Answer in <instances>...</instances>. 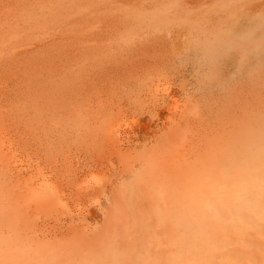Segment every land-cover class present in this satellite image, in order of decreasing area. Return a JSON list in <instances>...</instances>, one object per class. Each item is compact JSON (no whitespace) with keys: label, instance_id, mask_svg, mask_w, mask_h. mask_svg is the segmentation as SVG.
<instances>
[{"label":"rangeland","instance_id":"1","mask_svg":"<svg viewBox=\"0 0 264 264\" xmlns=\"http://www.w3.org/2000/svg\"><path fill=\"white\" fill-rule=\"evenodd\" d=\"M216 47L218 53L213 52ZM163 87L175 95L174 100L178 102L176 106L180 107L181 113L164 110L166 114L163 112L162 120H159L155 109L157 106L161 108L159 95ZM124 122L129 131L123 127ZM139 125L150 129L148 132L145 129L144 138L139 134ZM120 130L122 135L118 133ZM129 145L133 148L127 151ZM184 146L191 153L195 152L192 150L196 147V151L200 152H195L197 155H191V158L188 156L190 151L184 150ZM263 147L264 0H0V264H49L52 260L55 264H72V261L74 264H79V261L84 263L85 259L88 261L104 253L100 250L104 249V245L111 250L112 242L105 237V231H108L114 219L113 213L116 215L118 210L119 214L128 216L130 222L135 220L134 229L139 237L142 236L139 233L143 231L139 226L150 227L152 221L146 216L140 222L137 213H150L148 195L153 199L155 191L147 190L149 186L145 187V184L135 183L134 186L133 173L127 171L128 164H131L127 162L134 161L136 158L133 157L153 155L151 158L156 166L162 169L163 165L172 172L170 164L177 167L181 160L177 153L181 155L182 150L188 151L182 156L189 160L179 161L182 163L176 169V175L183 176H180L182 180L176 178L180 198L184 200L187 192L198 191L199 179L208 174V181H211V176L218 174L223 167L232 169L234 166L230 165L236 164L233 161L235 158L237 162L248 163L250 160H246L252 154L253 158L255 153L262 155ZM171 150L178 151L174 153L178 161ZM258 150H261V154ZM135 153L138 156H134ZM157 154L169 155L167 160L170 162L172 158L173 163L165 167L167 157L164 156L163 160ZM204 154H212V160L209 158L207 162L208 157L206 160ZM125 155L129 161L125 160ZM121 156H124L123 160ZM200 156L203 163L202 167L197 163L198 169L201 167L198 170L193 163L197 159L196 162H202L198 158ZM261 157L256 158L259 162L255 159L259 164L264 163ZM183 160L189 162L187 165L188 162L185 163V169L194 165L192 170L187 168L190 172L182 169ZM228 160H231L230 165L225 163ZM160 161H163L162 165ZM221 162L225 165L221 166ZM26 165L32 166L25 171ZM226 165L230 168L227 169ZM213 166H217L216 169L214 167L215 171L211 170ZM17 168H21L24 174L17 176ZM31 169L33 174L30 173ZM109 173L110 176L114 173V178L108 177ZM159 173L166 176L163 172ZM191 173L192 177L189 176ZM29 174L39 181L32 182ZM97 174H104V178L102 175L100 178L106 179L108 185L117 184L114 209L108 207L107 192L101 195L100 201L97 193L86 190L90 183L89 187L95 186L94 182L99 180ZM88 177L90 180L86 179ZM42 178L50 180L48 185L55 187H50L51 193L48 189L46 191L49 199L53 197V202L52 199L48 201V197L46 201L43 200L44 193L36 190V183ZM27 179L31 180L30 186ZM184 180L188 191L185 190ZM58 187L61 193H56ZM180 187H185L186 192ZM200 190L202 192L203 189ZM55 193L60 196L54 197ZM260 196L256 200L261 206L254 213L249 212L243 223L248 228L242 224L239 226V232H245L241 230L244 226L249 233L247 235L250 237L243 234L248 239H242L243 235L231 227H227V232L233 230L232 234H227L224 231L226 227L219 230V226H209L215 232L219 230V234L225 232L231 235L228 238L223 234L226 242L221 239L223 235L219 236L218 233L213 237L215 233L211 235L212 229L211 237L202 235L216 242L223 241L221 246L227 244L228 240L233 241V248L229 247L231 243L224 245L228 251L216 243L221 247L220 251L226 250L229 254L230 257L226 259L228 264H246L248 261L249 264H264V200ZM60 197L65 201L68 199V202L64 201L67 207H74L69 209L76 210L73 215L81 211L83 215L87 214L85 210L88 206L91 213L95 212L94 222L87 223L88 232L81 231V222H72L69 216L62 215L67 209H56L54 199ZM106 200L105 204L103 201ZM49 202L56 206L52 208ZM136 208L138 211L135 212ZM58 209L60 216L56 212ZM251 214L252 218H249ZM131 217L133 220H130ZM183 229L180 235L187 242L189 234ZM218 236L221 241H218ZM235 238L240 240L238 244ZM247 240L250 243L246 244ZM93 242L95 246H89ZM244 244L250 245L248 248L252 252L243 248L248 250L240 254ZM110 250L105 254L111 253ZM37 254L41 255L38 257ZM57 254L65 257L59 260ZM85 254L92 258H84ZM4 256L7 257L4 259ZM74 256H77L75 260ZM97 257L100 260L101 256ZM230 258L242 259L246 263L237 259L234 262Z\"/></svg>","mask_w":264,"mask_h":264},{"label":"bare ground","instance_id":"2","mask_svg":"<svg viewBox=\"0 0 264 264\" xmlns=\"http://www.w3.org/2000/svg\"><path fill=\"white\" fill-rule=\"evenodd\" d=\"M241 36V35H240ZM218 47H216L215 48V50L213 51V52H215V53H218V49H217ZM167 84V83H166ZM160 87V86H159ZM174 95V94H173ZM172 95V92L171 91H169V89L168 88H165V87H163L161 90H160V97H161V104L159 105V106H161V108L160 109H158L157 107H156V109H155V114H156V116H157V118H159V120L163 117V115H164V110H166L167 112H173L174 114H175V112H176V114H178L179 112L181 113V111H179V109H178V107L179 106H176V102L177 101H175L174 100V96ZM177 104H178V102H177ZM180 108V107H179ZM178 109V110H177ZM151 111H153V110H151ZM164 112V113H163ZM178 112V113H177ZM185 112H187V111H185ZM173 113H171V114H173ZM163 114V115H162ZM166 114V113H165ZM170 114V115H171ZM173 114V115H174ZM166 116V115H165ZM177 116V115H176ZM175 116V117H176ZM184 117V116H183ZM179 119V118H178ZM158 120V121H159ZM162 120V119H161ZM180 120V119H179ZM126 121H128V120H126ZM125 121V122H126ZM130 121V120H129ZM122 122H123V119H122ZM124 122V123H125ZM123 123V127L124 128H126V130H128L127 129V127H125L124 125H127L129 122H126L125 124ZM131 123V122H130ZM122 124V123H121ZM120 124V125H121ZM132 125H133V123H131ZM130 124V125H131ZM178 124V123H177ZM176 124V125H177ZM129 125V126H130ZM138 125V124H137ZM136 125V126H137ZM142 125V124H141ZM134 126V125H133ZM140 126V125H139ZM178 126V125H177ZM121 127H122V125H121ZM122 127V128H123ZM141 127V126H140ZM143 127V126H142ZM140 128V131H139V134H141L142 135V137H143V135H145V129L144 128ZM121 128V129H122ZM131 128V127H130ZM172 128H173V126H172ZM120 129V128H119ZM131 129H133V128H131ZM125 130V131H126ZM147 130V129H146ZM150 130V129H149ZM149 130H147V132L149 131ZM118 131V130H117ZM117 131L115 132V133H117ZM123 131H124V129H123ZM129 131V130H128ZM193 131V130H192ZM146 132V133H147ZM115 133H114V135H115ZM118 133H120L119 135H122V133H121V130L118 132ZM124 133V132H123ZM189 133V132H188ZM188 133H186V134H188ZM194 133V132H193ZM138 134V133H137ZM180 134V133H179ZM189 135V134H188ZM187 135V136H188ZM194 135H195V133H194ZM123 136H124V134H123ZM123 136H120V137H123ZM126 136V135H125ZM124 136V137H125ZM186 136V135H185ZM190 136V135H189ZM112 137V136H111ZM119 137V136H118ZM117 137V138H118ZM133 137V136H132ZM190 137H193V135L192 136H190ZM195 137V136H194ZM193 137V138H194ZM144 138V137H143ZM180 138V137H179ZM185 138V137H184ZM121 139V138H120ZM124 138H122V140H123ZM126 139V138H125ZM189 139V138H188ZM191 139V138H190ZM118 140V139H117ZM196 140H197V138H196ZM199 140V139H198ZM120 141V140H119ZM184 141H185V139H184ZM189 141V140H188ZM125 142V141H124ZM124 142H122L123 144H124ZM128 144H129V141H126ZM186 142H187V140H186ZM185 142V143H186ZM184 143V144H185ZM199 143H200V141H199ZM191 144V143H190ZM190 144H188V145H190ZM122 145V144H121ZM193 145V144H192ZM192 145H190V146H192ZM126 146V145H125ZM147 146V145H146ZM185 146H187V145H185ZM185 146L183 147L184 148V150H188V149H190L189 147L190 146H187L186 148H188V149H185ZM194 146V145H193ZM196 146V145H195ZM117 147V146H116ZM182 147V146H181ZM180 147V148H181ZM200 147H201V145H200ZM200 147H198L199 149H201ZM121 147H119V149H120ZM131 148H133V146L132 145H129V146H127V151L129 150V149H131ZM137 148V147H136ZM145 148V147H144ZM193 148V147H192ZM196 149H197V147L195 148V149H193L192 151H194L195 150V152H197L196 151ZM203 150H204V148H202ZM262 150H263V152H262V157L259 155V154H256L255 153V155H254V158H253V154H252V156H250L251 158H249V159H247L246 161H249L248 163H246V162H241V163H244V165H242L241 163H240V161L239 162H237V159L235 158V159H233V161L234 162H236V164H234L233 162V165L230 163L231 162V160L229 161L228 160V163L227 162H225L227 165H230V167L231 166H234L232 169H229L230 167L229 166H227V169H229V170H226L224 167V169L222 168H219V169H221V171H220V173H219V171L217 172V170H216V172L218 173V174H215L214 176H211L212 177V180L211 181H208V179H209V177L210 176H208V174H207V177L206 176H204L201 180L199 179H196V180H198V181H200V186H199V189H198V187L196 188L198 191H196V192H194L195 191V189L193 190V191H191V192H189L190 194H188V192H187V194L186 193H183V194H186L185 196H184V200H181V198H180V195H179V192H178V183H177V178L176 177H179V178H181V180L183 179L182 177V175H180V176H182V177H180V176H178L179 174H177L176 175V171H178V170H176V169H178V166H179V164L180 163H182V162H179V161H182V159H187V158H185V157H183L184 156V152L186 153H189L188 151H190V154H188V156L190 155H194L195 154V152L192 154L191 153V150H188V151H184L183 152V150L181 151L182 152V154H183V156H182V154L181 155H179L177 152L178 151H180V149H178V151L177 152H173L172 150V153L174 154V153H177V155H178V157L179 156H181V160H179L178 158H177V155H176V157H175V154H174V158H175V160H179L178 161V163L179 164H177L178 166L177 167H175L176 166V164H174V166H173V164L171 165L170 164V166H171V168H172V172L171 171H169L168 170V168H164V166L162 165V163H163V161H160V163H161V165H162V169H161V167L159 168L158 166H156V164H155V162H154V160H152L153 158H151V157H153V155H151V156H148L147 155V153H146V155L147 156H142V157H133V159L134 158H136V159H134V161H131V162H127V163H131V164H128V165H130V166H127V163L125 164V162L123 163L124 165H126L128 168H129V170H127V171H130L131 173H133V176L131 177L133 180H132V182L134 181V186H135V183H137V184H145V187H146V185H148L149 186V189H148V187H146L147 188V190H150L151 191V189L152 190H154L155 192H154V194L155 195H153L154 197H153V199H151L152 198V196H150V195H148L147 196V198H149V200H150V208H151V210H150V213H149V211H148V214L147 215H144L145 214V212H143L142 214H140V213H137V215H138V218H140L141 220H140V222L142 221V218H145L146 216H148V218L152 221V224H151V226L150 227H147V226H144L143 224H141V225H143V226H139L140 228L139 229H141L142 231H143V233L142 232H140L139 234H142V236H138V234L136 233V231H135V227H136V224H135V220L134 221H132V222H130L129 221V218H128V216L126 217V215H123L122 213H120L119 214V210L117 211V214L115 215V212L113 213V220H112V223H111V225H110V227H109V229H108V231H105V237H107V238H109L110 240H111V250H110V248L109 247H107L106 245H104L105 247H103L104 249H100V250H102V251H104V253L103 252H101L100 253V255L98 254V255H96V257H94V258H92L91 257V255H88L89 257H91L92 259H88L89 257H86V254L85 255H83L84 256V258L86 257L87 259H88V261H86V259L84 260L85 262L83 263L82 261H79V264H80V262L81 263H83V264H215L216 262L218 263V264H228L227 263V261H226V259H228L230 256H229V254L227 253V251H228V249L226 248V246H225V248H224V245H227L228 246V244L229 243H231V244H229V247H232L233 245H232V243H233V241L232 242H229V240H228V238H229V236H231V235H227V234H232V231L234 230V229H237V232H239V230H240V228H239V226L241 227L242 225H244L243 223L247 220V215H249V212H253L254 213V210H256V209H259L258 207L259 206H261V205H259L258 206V201L256 200L257 199V196L258 195H261L260 197H261V199L262 200H264L263 199V197H264V195H262V194H264V165L262 166V164H264L262 161L263 160H261V162H262V164H259L258 162V160L259 159H256V158H263L264 159V147L263 148H261ZM121 150H119V154H121V152H120ZM207 151V150H206ZM205 151V152H206ZM210 152L212 151V150H209ZM261 151V150H260ZM259 150H258V152L261 154V152H260ZM200 151H198V153H199ZM208 152V151H207ZM210 152H208V153H210ZM213 152V151H212ZM211 152V153H212ZM134 153V152H133ZM132 153V154H133ZM151 153V152H150ZM186 153V154H187ZM207 153V154H208ZM124 154V153H123ZM126 154V153H125ZM131 154V155H132ZM136 154V153H135ZM134 154V156H138L137 154L135 155ZM154 154V153H153ZM168 154V153H167ZM172 154V155H173ZM206 154V155H207ZM140 155V154H139ZM158 155V154H157ZM169 155H170V151H169ZM169 155H168V157L166 156V154L165 155H158V157L159 158H163L164 156H166L167 158L165 159V161H167V163L164 161V165H165V167H167V166H169L168 164L169 163H171L173 160H172V156L170 157L171 158V161L169 162L167 159H169ZM195 155H197V153L195 154ZM199 155H201V154H199ZM205 154H204V158L206 159V157H208V160H207V162L209 161V158H210V156H212V154L210 155V156H206ZM126 156L127 155H125V160L127 159L126 158ZM161 156V157H160ZM187 156V155H186ZM258 156H260V157H258ZM122 158H120V159H122L123 160V157L124 156H121ZM130 157V156H129ZM155 157V156H154ZM183 157V158H182ZM130 158H132V157H130ZM129 158V159H130ZM161 158V159H162ZM165 158V157H164ZM164 158H163V160H164ZM177 158V159H176ZM180 158V157H179ZM191 158H192V156H191ZM195 158H197V156L196 157H194V159ZM199 158V160L200 161H202L200 158H201V156L200 157H198ZM203 158V159H204ZM213 158V157H212ZM133 159H130V160H133ZM194 159H192V161L194 160ZM258 161V162H256V160ZM128 160V159H127ZM155 160H156V157H155ZM159 160V159H158ZM184 160H183V167L184 168H182V169H184V170H186V172H190V171H188L187 170V168H190L191 170H192V166H194L193 164H195V167L197 166V169H198V165H200L201 166V163H203V161L202 162H196L197 160H195L194 161V163L192 164V165H190L189 167H187L186 169H185V166L187 165V164H189V162L188 161H185L184 162ZM187 160H189V158L187 159ZM210 160H212L211 158H210ZM108 161V160H107ZM115 161V160H114ZM119 161V160H118ZM121 161V160H120ZM129 161V160H128ZM157 161V160H156ZM191 161V162H192ZM244 161V160H243ZM17 162V161H16ZM15 162V163H16ZM186 162H188V163H186ZM206 162V161H205ZM211 162V161H210ZM209 162V163H210ZM24 163H25V161H24ZM113 163V162H112ZM159 163V164H160ZM173 163V162H172ZM174 163H177V162H174ZM185 163H186V165H185ZM197 163H198V165H197ZM217 162H215V164H216ZM222 163V165L221 166H223V162H221ZM26 164V163H25ZM28 164H30V163H28ZM31 164L33 165V162H31ZM99 164V163H98ZM115 163H113L112 165H114ZM167 164V165H166ZM206 165H208V163H205ZM213 164H214V161H213ZM246 164H248V165H246ZM20 165V164H19ZM32 165H26V168H25V171H26V169H30L31 168V166ZM118 165V164H117ZM157 165H158V163H157ZM160 165V166H161ZM181 165V164H180ZM203 166H204V164H202ZM219 165V164H218ZM225 165V164H224ZM18 166V165H17ZM16 166V167H17ZM121 166V165H120ZM125 166V167H126ZM34 167V166H33ZM32 167V168H33ZM114 167H115V165H114ZM118 167V166H117ZM202 167V166H201ZM201 167H199V169L201 168ZM210 167H212V165L210 164ZM209 166H207L206 168H210ZM214 167L215 166H213V169H211L212 171H215L214 170ZM217 167V166H216ZM216 167H215V169H216ZM11 168V167H10ZM21 168H23V166H22V164H21ZM19 169V168H17L16 169V171H15V173H16V175L17 176H21V174H24L23 173V171H22V169ZM116 168V167H115ZM114 168V169H115ZM204 168V167H203ZM12 169V168H11ZM34 169V168H33ZM33 169H31V174H33L32 173V170ZM38 169V168H37ZM37 169H35V170H37ZM89 169V168H88ZM117 169V168H116ZM173 169H175V170H173ZM182 169H180V171L179 172H181L182 171ZM189 169V170H190ZM198 169V170H199ZM205 169V168H204ZM203 169V170H204ZM208 169H206V170H208ZM40 170V169H39ZM118 170H120V169H118ZM123 170V169H122ZM125 170V169H124ZM164 170H166L167 172L169 171V173H167L166 171H164ZM198 170L196 171V172H198ZM14 171V170H13ZM24 171V172H25ZM30 171V170H29ZM38 171V170H37ZM116 171V170H115ZM34 172H36V171H34ZM39 172H41V171H39ZM85 172V171H84ZM111 172V171H110ZM112 172H114V171H112ZM129 172V173H130ZM159 172H163V173H165L164 175H166V176H164V177H167L166 179L163 177V175L162 176H160L161 174L159 173ZM184 172V171H183ZM194 172V171H193ZM200 172V171H199ZM201 172H202V169H201ZM201 172H200V174H201ZM211 172V171H210ZM14 173V172H13ZM28 173V172H27ZM43 173V172H42ZM48 173V172H47ZM115 173V172H114ZM113 173V174H114ZM162 173V174H163ZM182 173V172H181ZM204 173H205V171H204ZM31 174H29V176L31 175ZM39 174V173H38ZM41 174V173H40ZM39 174V176H41ZM44 174H46V173H44ZM105 175H107L106 173H104ZM104 174L102 175V174H97L98 175V177H99V180L97 181V182H94L92 179V181L95 183L94 185L95 186H90L89 187V185L91 184H88V186L86 185L88 182L87 181H89L90 179H89V177L88 178H86V179H89V180H87L86 182V184H85V186H87L86 187V190L87 189H90L91 191H93V192H95V193H97V197H98V200H100V197H101V195H103L105 192H107L106 194L108 195L106 198H107V200H108V203H109V205H108V207H109V209L111 210L112 208L114 209L115 208V203H116V199L115 198H117V197H115V191L116 190H118V187H117V184H116V186L114 185V184H111V185H108V181L106 182V179H105V181H104V179H102V178H100V177H102L103 176V178H104ZM110 174L111 173H109V176L108 177H111V176H113V174L110 176ZM120 174V173H119ZM124 174V173H123ZM169 174V175H168ZM200 174H198V176L200 175ZM203 174V173H202ZM206 174V173H205ZM13 175V174H12ZM34 175H36V174H34ZM102 175V176H101ZM118 175V174H117ZM184 175H186V173L184 174ZM192 175H193V173H191V175L189 174V176L190 177H192ZM204 175V174H203ZM210 175V174H209ZM212 175V174H211ZM25 176H27V175H25ZM24 176V177H25ZM33 176V175H32ZM39 176H38V178H39ZM48 176H50V175H48ZM89 176V175H88ZM115 176V175H114ZM114 176H113V178H114ZM188 176V177H189ZM195 176V175H194ZM202 176V175H201ZM31 177V176H30ZM33 177H35V176H33ZM45 177V176H44ZM43 177V178H44ZM47 177V176H46ZM106 177V176H105ZM107 177V178H108ZM160 177H163L162 179L160 178ZM186 177V176H185ZM184 177V178H185ZM196 177V176H195ZM214 177V178H213ZM18 178V177H17ZM41 178V177H40ZM42 178V180L40 181V182H38V183H36V190L37 191H42L44 194H46V191H48L49 190V192L51 193V188L50 187H54L53 185L52 186H49L48 184H49V181H48V179L47 180H45V179H43ZM49 178V177H48ZM112 178V177H111ZM116 178H117V176H116ZM123 178V177H122ZM122 178H119L120 180L122 179ZM199 178V177H198ZM19 179H20V177H19ZM24 179V178H23ZM30 179V178H29ZM190 179V178H189ZM26 180V179H25ZM31 180H32V182L33 181H39V179H37L36 177H35V180L31 177ZM31 180L30 181H28V179H27V181L29 182H27V181H25V183L27 182V184L29 185L30 184V182H31ZM53 180V179H52ZM51 180V181H52ZM96 180H97V178H96ZM95 180V181H96ZM109 180V179H108ZM118 180V179H117ZM117 180H116V182H117ZM191 180V179H190ZM192 180H194V178L192 179ZM17 181V180H16ZM92 181H90V182H92ZM114 181V180H113ZM185 181V180H184ZM21 182H23V180H21ZM20 182V183H21ZM53 182V181H52ZM92 182V183H93ZM112 182V181H111ZM125 182V181H124ZM123 182V183H124ZM183 182V181H182ZM186 182V181H185ZM189 182V181H188ZM19 183V182H18ZM24 183V184H25ZM119 183V182H118ZM184 183V182H183ZM193 183V182H192ZM194 183H195V181H194ZM23 184V183H22ZM23 184V185H24ZM53 184V183H52ZM54 184H57V183H54ZM121 184V186H123L122 185V183H120ZM210 184H212V185H210ZM31 185H34V183L33 184H31ZM142 185V186H143ZM184 185L186 186L187 185V182H186V184L184 183ZM30 186V185H29ZM56 186V185H55ZM131 186V185H130ZM133 186V185H132ZM179 186H180V184H179ZM188 186H189V183H188ZM27 187V186H26ZM32 187V186H31ZM34 187V186H33ZM57 187V186H56ZM126 187V186H125ZM138 187V186H137ZM181 187H182V184H181ZM181 187L179 188V189H181ZM24 188V187H23ZM55 188V187H54ZM54 188H53V190H54ZM59 188V187H58ZM55 189L56 190V193H58V192H60L61 193V191H60V188L59 189ZM131 188V187H130ZM142 188V187H141ZM184 188L185 187H183V189H181V190H184ZM48 189V190H47ZM122 189H124L123 187H122ZM133 189V188H132ZM189 189V188H188ZM200 189H203L202 190V192H201V190ZM205 189V190H204ZM32 190V189H31ZM52 190V191H53ZM55 190H54V192H55ZM59 190V191H58ZM90 190H89V192H90ZM127 190V189H126ZM133 190H135V189H133ZM144 192H145V189H142ZM185 190H187V186H186V188H185ZM184 190V191H185ZM121 191H123V190H121ZM125 191V190H124ZM137 191V190H136ZM149 191V192H150ZM188 191V190H187ZM200 191V192H199ZM203 191L204 192H206V193H203ZM42 192H41V194H42ZM53 192V193H54ZM89 192L87 193L88 195H89ZM126 192V191H125ZM148 192V191H147ZM186 192V191H185ZM52 193V194H53ZM55 193V196L54 197H59L60 195H58V194H56ZM85 193H86V191H85ZM95 193H94V195H95ZM146 193V192H145ZM151 193V192H150ZM181 193H182V191H181ZM199 193V194H198ZM40 194V195H41ZM44 194H42V197H44V199L43 200H45V199H47V197H48V201H50L51 199H49L50 197H49V195H44ZM52 194H51V196H52ZM125 196H126V193H123ZM147 194V193H146ZM204 194H205V196H204ZM44 195V196H43ZM54 195V194H53ZM57 195V196H56ZM62 195V194H61ZM88 195H86V196H88ZM105 195V194H104ZM203 195V196H202ZM46 196V197H45ZM65 196V195H64ZM64 196H62V197H64ZM183 195L181 194V197H182ZM263 196V197H262ZM57 197V198H58ZM62 197H60L59 199H54L55 200V202L54 203H56V205H57V207H56V209L59 207V209L61 210V211H63V210H65V209H67L68 211L66 212V211H63L62 212V215H65V216H69V220H71L72 222H81V231H86L87 230V228H88V225H87V223H89V222H91V221H93V219H94V214H95V212L94 211H92V212H94V214L93 213H91L90 212V210H88L89 209V206L87 207V209L85 210V211H87L86 213L87 214H82L81 212V208H83V207H81L80 208V206H81V204H80V206H78L80 209V211L81 212H78V214H75V215H73L75 212L74 211H76V210H74V211H71L72 210V208L74 209V207H71L70 206V208H71V210L69 211V207H67V204H65L66 202H68V199L65 201V199L64 198H62ZM103 198H104V196H102ZM66 198V197H65ZM95 198V197H94ZM102 198V199H103ZM106 198H104V199H106ZM123 198V197H122ZM64 199V200H63ZM103 199V200H104ZM125 199H126V197H125ZM124 199V202H126V200ZM183 199V198H182ZM107 200H106V202L105 201H103L105 204L107 203ZM258 200H259V198H258ZM46 201V200H45ZM47 201V202H48ZM64 201H65V203H64ZM92 201V200H91ZM90 201V202H91ZM101 201V200H100ZM99 201V202H100ZM147 201H148V199H147ZM51 202H53V199H52V201ZM51 202H49L48 204H52L53 206H52V208L53 207H55L56 205H54L53 203H51ZM87 202V201H86ZM93 202H95V200L93 201ZM92 202V203H93ZM98 202V201H97ZM128 202V201H127ZM262 202V201H261ZM84 203V202H83ZM92 203H90L91 205H92ZM102 203V202H101ZM101 203H99V204H101ZM43 204H44V202H43ZM46 204V203H45ZM48 204H47V206H48ZM70 204V203H69ZM85 204V203H84ZM97 204V203H96ZM95 204V205H96ZM103 204V203H102ZM105 204H103V205H105ZM128 204V203H127ZM260 204V203H259ZM71 205V204H70ZM86 205H87V203H86ZM98 205V204H97ZM124 205V204H123ZM132 205V204H131ZM136 205H140V204H136ZM145 205V204H144ZM148 205V204H147ZM72 206H74V205H72ZM76 206V205H75ZM107 205H105V207H106ZM125 207H126V205H124ZM130 207V206H129ZM263 207H264V205H263ZM49 208H51L50 206H49ZM48 208V209H49ZM76 209H77V207H75ZM100 208H102L101 206H100ZM57 210L56 212H59V216H60V210ZM103 209V208H102ZM105 209V208H104ZM108 209V208H107ZM108 209V210H109ZM126 209V208H125ZM127 209H129L128 208V206H127ZM137 209V208H136ZM261 209H263L262 207H261ZM92 210V209H91ZM140 210V209H139ZM143 210V209H142ZM148 210V209H147ZM146 210V211H147ZM48 211H51V210H48ZM78 211V210H77ZM99 211V210H98ZM129 211V210H128ZM136 211H138V209L137 210H135V212ZM258 211H263V210H258ZM257 211V212H258ZM127 212V211H126ZM84 213V212H83ZM105 213V212H104ZM111 213V212H110ZM147 213V212H146ZM259 213H261V212H259ZM55 214V213H54ZM131 214V213H130ZM57 215V214H56ZM62 215H61V217H62ZM133 215V214H132ZM131 215V216H132ZM258 216L260 215V214H257ZM254 216H256V215H254ZM257 216V217H258ZM57 217V216H56ZM60 217V218H61ZM135 217L137 218V216H136V214H135ZM263 217V216H262ZM261 217V218H262ZM128 218V219H127ZM135 218V219H136ZM249 218H252V214L250 215V217ZM56 219V218H55ZM54 219V220H55ZM64 219V218H63ZM65 219H67L68 220V218H65ZM96 219V218H95ZM146 219V218H145ZM255 219H258V218H255ZM58 220H60V219H58ZM62 220V219H61ZM130 220H133L132 219V217H131V219ZM136 220H138V219H136ZM253 220V219H252ZM147 221V220H146ZM68 222V221H67ZM94 222V221H93ZM140 222H138V224H140ZM145 222V221H144ZM260 223L259 224H261V222H262V220L261 221H259ZM92 223V222H91ZM253 223V222H252ZM240 224H242V225H240ZM254 224V223H253ZM59 225H62V224H59ZM63 225H66V224H63ZM92 226H93V224H91ZM39 226V225H38ZM44 226V225H43ZM57 226V225H56ZM209 226H212L213 228H215V226L216 227H221V228H219V230L220 229H222V228H232L233 230H231V232H227V231H229V229L227 228V230H224V231H226L227 232V234L225 233V232H223V234H225V235H227V237L228 238H226L228 241V243L227 244H224L223 246H221V244H223L224 242L222 241V242H216V241H213L212 239L210 240V239H208L207 237H208V235L210 234V230L212 229V228H210ZM244 226H246V225H244ZM244 226L242 227V231L244 232V230H245V232L244 233H246V235L248 234L249 235V233H247L246 232V229L248 228L247 226H246V229H244ZM96 228V227H95ZM182 228H184L183 229V232H185V233H188L189 234V236H188V234H187V236H188V240H187V242H185L186 240L184 239H182V235H180V232H181V229ZM239 228V229H238ZM44 229V228H43ZM57 229V228H56ZM89 229V228H88ZM44 230H46V228L44 229ZM48 230V229H47ZM53 230V229H52ZM51 230V231H52ZM138 230V229H137ZM186 230V231H185ZM215 230V229H214ZM219 230H218V232H219ZM37 231V230H36ZM43 231V230H42ZM41 231V232H42ZM50 231V232H51ZM56 231H58V230H56ZM75 231H77V230H75ZM89 231V230H88ZM88 231H86V232H88ZM208 231H209V233H208ZM211 231H213V229L211 230ZM216 231V230H215ZM215 231H213V233L211 232V235L212 234H214V235H212L213 237L218 233V232H215ZM249 231V230H248ZM44 232V231H43ZM42 232V233H43ZM52 232H55V231H52ZM100 233H102V232H100ZM100 233H98L99 235H100ZM240 233V235H243L244 233H242L241 231L239 232ZM242 233V234H241ZM37 234V233H36ZM41 234V233H40ZM97 234V235H98ZM104 234V233H103ZM182 234V233H181ZM203 234H205V235H207V237L206 238H204V237H202V235ZM219 234V233H218ZM222 233H220L219 234V236H221V235H223ZM98 235V236H99ZM184 235V234H183ZM204 235V236H205ZM211 235H209V237H211ZM235 236L236 235H238V234H234ZM241 236L242 237V239H248V238H246L247 236ZM263 235V234H262ZM47 236V235H46ZM52 236V235H51ZM90 236V235H89ZM102 236V235H101ZM182 236V237H181ZM185 236V235H184ZM219 236H218V238H219ZM42 237V236H41ZM57 237V236H56ZM84 237H85V235H84ZM223 238H221V239H223L224 241H225V239H224V237H226V236H222ZM234 237V236H233ZM237 237V236H236ZM248 237H250V236H248ZM44 238V237H43ZM53 238V237H52ZM86 238V237H85ZM231 239H232V237H230ZM46 239V238H45ZM216 240H217V238H215ZM235 239H237V238H235ZM241 239V238H240ZM241 239V240H242ZM51 240V239H50ZM97 240V239H96ZM100 240V239H99ZM102 240V239H101ZM103 240H104V238H103ZM106 240V239H105ZM233 240H234V238H233ZM184 241V242H183ZM218 241H221L220 240V238H219V240ZM236 241V240H235ZM240 240H238L237 239V243L236 244H238V242H239ZM226 242V241H225ZM241 242H244L243 240L241 241ZM82 243V242H81ZM105 243H106V241H105ZM216 243H219V246H221V247H223L224 249H227V251L226 250H224V251H226V254H224L225 252L222 250V251H220V249H221V247H219ZM221 243V244H220ZM248 243H250V242H248V240H247V242H246V244H248ZM94 244V242L91 244V245H89V246H92ZM108 244V243H107ZM234 244V243H233ZM236 244H235V246H236ZM246 244H244L245 246L244 247H242L241 249H243V248H248L250 245H247L246 246ZM264 244V243H263ZM232 245V246H231ZM243 245V244H242ZM254 245V244H253ZM94 246H95V244H94ZM101 246H103V244L101 245ZM109 246V245H108ZM252 246V245H251ZM255 247H256V245H254ZM71 247V246H70ZM70 247H69V249H70ZM78 246H76V250L78 251V248H77ZM61 248V247H60ZM75 247L73 246V249H74ZM85 248V247H84ZM101 248V247H100ZM233 248V247H232ZM232 248H229L230 250H234V249H232ZM48 249V248H47ZM63 249V248H62ZM86 249V248H85ZM237 249H238V247H237ZM237 249H235V251H239V250H237ZM249 249V248H248ZM247 249V250H248ZM253 249V248H252ZM49 250V249H48ZM64 250V249H63ZM108 250H110V251H112L111 253L109 252V253H107V255L105 254V252H107ZM181 250H183V251H181ZM216 250V251H215ZM246 250V251H247ZM250 251L249 252H252V250L251 249H249ZM254 250V249H253ZM57 251V250H56ZM74 251V250H73ZM72 251V254L74 253ZM243 251H245L244 249L243 250H240L239 252H240V254H241V252L242 253H246V251L245 252H243ZM51 252H52V250H51ZM54 252V251H53ZM60 252V251H59ZM58 252V253H59ZM62 252V251H61ZM99 251H97V252H95V253H98ZM216 252H217V254H216ZM239 252H235L236 254H239ZM248 252V253H249ZM65 253H66V250H65ZM64 252H62V254H65ZM75 253H76V251H75ZM94 253V252H93ZM214 253L216 254V255H214ZM235 253H232V254H234V257H236V254ZM5 255H6V253H4ZM19 254V253H18ZM50 254H52V253H50ZM110 254H112V256L111 257H107V256H109ZM239 254V255H240ZM250 254H252V253H250ZM1 255H2V253H1ZM38 255V254H37ZM41 254H39L38 255V257L40 256ZM58 255V254H57ZM67 255H68V253H67ZM66 255V256H67ZM75 255V254H74ZM228 255V256H227ZM59 256H61V258H59ZM64 256V255H63ZM93 256H95V255H93ZM97 256H101L100 257V260L98 259V257ZM5 257H7V256H4V259H5ZM49 257V256H48ZM65 257V256H64ZM64 257H62V255H58V259L59 260H62V258H64ZM68 257H69V255H68ZM79 257V256H78ZM227 257V258H226ZM243 257V256H242ZM52 258V257H51ZM70 258V257H69ZM77 258V256H74V260ZM95 258H97L96 260H95ZM225 258V259H224ZM256 258H257V256H256ZM1 259V258H0ZM7 259V258H6ZM39 259V258H38ZM57 259V260H58ZM71 259V258H70ZM230 259H232V258H230ZM236 259L237 260H240V259H238V258H235V259H232L234 262L236 261ZM257 259H259V258H257ZM56 260V259H55ZM242 260V259H241ZM240 260V261H241ZM243 261H245V260H242V262ZM264 261V260H263ZM17 262H18V260H17ZM38 262V260L36 261V263ZM47 262H48V260H47ZM51 262H53V260L52 261H50V263ZM58 262V261H57ZM66 262H69V261H66ZM76 262V261H75ZM239 262V261H238ZM249 262V261H248ZM246 263V262H243V263H246V264H249V263ZM49 263V262H48ZM49 263V264H50ZM78 263V262H77ZM76 263V264H77ZM39 264H40V262H39ZM43 264V263H42ZM45 264V263H44ZM52 264H55L54 262L52 263ZM56 264H58V263H56ZM62 264H64V263H62ZM68 264H71V263H68ZM72 264H74L73 263V261H72ZM241 264V263H240Z\"/></svg>","mask_w":264,"mask_h":264}]
</instances>
